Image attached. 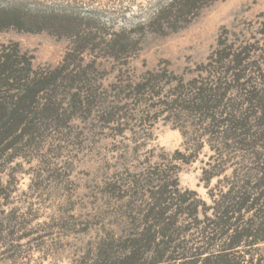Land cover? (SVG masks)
<instances>
[{
    "label": "trees",
    "instance_id": "trees-1",
    "mask_svg": "<svg viewBox=\"0 0 264 264\" xmlns=\"http://www.w3.org/2000/svg\"><path fill=\"white\" fill-rule=\"evenodd\" d=\"M215 1L153 0L138 27L177 32ZM81 6L0 1V32L47 33L70 43L62 63L43 70L16 44L0 45V264H42L55 255L64 264H264V13L262 39L218 44L190 80L165 81L163 70L134 85L175 124L183 145L124 183V237L107 233L76 245L71 241L90 229H80L73 209L43 217L15 206L18 183L2 179L13 158L5 155L95 108L94 63L84 66L83 56L101 51L115 61L135 54V29L115 30V13ZM205 147L211 155L201 180L206 186L217 180L207 187L209 205L178 181V164L192 163Z\"/></svg>",
    "mask_w": 264,
    "mask_h": 264
},
{
    "label": "rangeland",
    "instance_id": "rangeland-1",
    "mask_svg": "<svg viewBox=\"0 0 264 264\" xmlns=\"http://www.w3.org/2000/svg\"><path fill=\"white\" fill-rule=\"evenodd\" d=\"M26 1L44 6L82 5L88 10L115 13L114 29H135L137 45L127 60L114 61L101 51L85 54L83 65L94 63L91 72L97 98L92 114H77L70 124H56L28 149L17 146L5 155V160L13 158L4 166L2 179L17 181L13 202L23 211L31 207L43 217L67 209L79 214L84 225L80 229L89 227L90 232L71 241L76 245L106 237L107 233L124 237V183L132 174L182 151L183 145L175 124L155 109L154 100L137 96L134 85L147 72L163 70L167 73L165 81L173 76L188 81L218 44L239 45L262 39L258 17L264 13V0H217L177 32L164 35L138 27L153 0ZM13 44L32 58L34 69L43 70L58 67L70 43L47 33L0 32V45ZM170 86H164V91ZM210 155L205 147L192 163L178 164L180 189L195 192L207 205V187L217 184L216 179L208 186L201 180V169ZM53 239L57 244L61 236L57 233ZM42 264L64 262L55 255Z\"/></svg>",
    "mask_w": 264,
    "mask_h": 264
}]
</instances>
